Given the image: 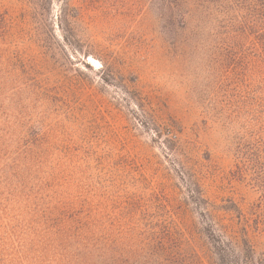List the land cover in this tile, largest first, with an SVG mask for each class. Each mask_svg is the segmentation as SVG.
<instances>
[{
  "label": "rangeland",
  "instance_id": "obj_1",
  "mask_svg": "<svg viewBox=\"0 0 264 264\" xmlns=\"http://www.w3.org/2000/svg\"><path fill=\"white\" fill-rule=\"evenodd\" d=\"M260 2L0 0V264H69L55 233L89 211L110 226L170 210L190 264H214L205 207L232 230L242 214L264 251L260 190L236 176L264 62L216 33Z\"/></svg>",
  "mask_w": 264,
  "mask_h": 264
},
{
  "label": "trees",
  "instance_id": "obj_2",
  "mask_svg": "<svg viewBox=\"0 0 264 264\" xmlns=\"http://www.w3.org/2000/svg\"><path fill=\"white\" fill-rule=\"evenodd\" d=\"M248 18L245 25L218 24L216 33L226 38L229 47L230 41L247 40L252 49L260 52L264 62V0L250 8ZM253 121L250 146L246 149L243 143L238 144L242 158L245 155L244 162L248 163L236 166V176L247 177L258 187L257 206L264 212V114ZM246 153H250L252 159L249 160ZM187 191L190 198L194 197V190ZM196 200H203L201 193ZM205 209L209 221L202 234L209 244L214 264H264V251L256 250L251 242L247 218L239 213L240 226L232 230L218 222V213L213 208ZM101 216L91 211L84 216L71 215L58 226L55 234L62 238L69 264H190V259L196 256L190 245L191 233L177 225L170 210H166L164 219L148 225L137 224L131 217L128 223L116 220L108 226ZM263 223L264 216L261 225ZM258 225L255 222L252 229L261 233Z\"/></svg>",
  "mask_w": 264,
  "mask_h": 264
}]
</instances>
